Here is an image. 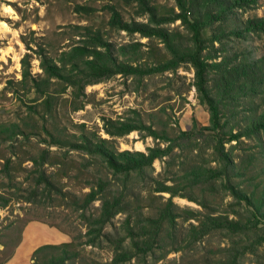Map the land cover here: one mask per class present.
Instances as JSON below:
<instances>
[{"label":"trees","instance_id":"1","mask_svg":"<svg viewBox=\"0 0 264 264\" xmlns=\"http://www.w3.org/2000/svg\"><path fill=\"white\" fill-rule=\"evenodd\" d=\"M174 2L177 10L172 8L168 13H161L149 0H118L117 4L107 5L109 27L130 35L138 33L148 38L147 45L133 41L115 46L99 27L76 25L82 29L77 33L80 37L56 56H51L43 44H37V49L27 44L39 60L41 73H32L33 54L26 52L20 59V79L7 81V89L10 88L17 99L23 100L31 95L29 101L32 104H27L24 117L0 123V143H8L10 150L9 155L0 157L3 159L0 174L9 182L21 167L23 160L15 162L12 159L17 153V141L29 139L33 134H45L42 140L46 145L27 159L32 163L29 170L32 183L29 196L23 200L42 208L46 206L35 201L38 195L49 199L54 193L59 204L70 200L75 209L81 210L79 216L86 224L85 243L92 245L100 238L113 243L112 264H124L132 258L144 262L154 253L164 225H173L182 211L187 213V218L197 221L190 223L189 227L194 237L224 230L229 235L242 234L257 239V243L264 242V54L255 56L246 44L257 38L264 47V16L257 13L242 16L247 9L255 7L257 0ZM121 4L134 5L136 15L145 16L146 21L125 20L118 9ZM74 10L88 11L80 4L75 5ZM177 20L185 28V34L164 26ZM153 39L163 43L162 56L157 57L152 50L143 49ZM143 58L152 59L145 61ZM185 64L193 70L192 84L199 103L205 105L209 113L208 125H199L194 120L191 128H178L170 135L166 125L155 128L134 111L123 118L103 117L102 129L108 137L84 130L76 135L60 126L58 113L63 104L60 95L68 87L73 97L72 109L77 110L81 108L79 97L88 84L116 74L141 79L155 73L175 72ZM133 130L151 136L157 140L156 145L147 147L146 151L118 150L115 139ZM244 139H252L254 143L245 148L241 146L245 144ZM51 146L66 149L59 154L60 150L52 151ZM175 148L196 150L195 154L202 161L183 158L181 169L170 179L171 183H167L166 178L152 179L153 190L169 196L150 214H144L139 203L133 204L128 198V182L132 175L145 173L156 158L167 156L165 169L170 168ZM69 150L86 155L83 156L84 168L93 166L98 170L83 196L63 191L57 178L58 171L67 175L64 154ZM204 152H208L207 159L203 157ZM45 165L54 166L56 170L48 172ZM109 173L114 177H109ZM218 183L232 196V216L214 212L197 215L189 209L175 208L173 196L196 200L192 194L196 187H200L203 194L206 190L213 193ZM3 185L1 183L0 187ZM11 198L0 188V208L6 207ZM95 200H99L98 213H87ZM199 204L208 206L205 196L201 197ZM117 213L125 214L123 233L118 237L103 231ZM77 240L78 237L72 236L70 241L37 246L31 264H84L78 257ZM234 263L235 257L225 262Z\"/></svg>","mask_w":264,"mask_h":264},{"label":"rangeland","instance_id":"2","mask_svg":"<svg viewBox=\"0 0 264 264\" xmlns=\"http://www.w3.org/2000/svg\"><path fill=\"white\" fill-rule=\"evenodd\" d=\"M149 1L157 6L161 13H168L172 8L177 10L174 0ZM112 3L117 4L118 0H0V123L17 121L24 117L28 110L27 104H32L29 101L31 95L19 100L10 88L7 89V81L20 79V59L26 52L33 54L32 73H41L39 60L33 50L27 48V44L32 49H37V44H43L51 56H56L80 37L77 33L82 29L77 28L76 25H90L94 29L99 27L115 46L133 41L147 45L148 38L141 37L138 33L130 35L123 30L109 27L107 5ZM77 4L84 5L88 11H75L74 6ZM118 9L125 20L146 21L145 16L136 15L134 5L121 4ZM253 13L264 16V0H257L255 7L247 9L242 16L246 17ZM164 26L171 30L178 29L185 34V28L179 25V20L166 23ZM246 44L255 56L264 54V47L259 39H250ZM149 47L152 48L149 50ZM163 47L162 42L153 39L148 46H143V49L152 50L158 57L163 55ZM193 76V70L188 64L178 67L175 72L155 73L141 79L116 74L98 83L86 85L84 93L78 100L81 108L77 110L72 109L73 97L70 94L71 88L68 87L66 92L60 95L63 104L59 106L58 121L69 133L77 135L84 130L103 137H108L102 129L103 117L123 118L134 114V111L140 114L146 124L152 123L155 128H163L166 125L165 129L170 135H173L174 130L178 128H191L194 120L199 125H208L209 113L205 105L198 101L196 89L192 84ZM45 137V134H33L29 139L17 141V153L12 155V159L15 162L19 159L23 160L21 167L15 172L12 181L7 182V179L0 174V184L4 183L0 188L12 196L10 203L0 209V264L12 259L16 251L17 264H31L32 253L36 246L70 241L72 236L78 237L76 249L79 253L78 257L84 264H112L113 243L100 238L95 244H86L87 236L84 234L87 227L79 216L81 210L75 209V205L70 200L66 204H59L54 193L49 199L38 195L35 201L45 205V208L36 207L31 202L23 200L29 196L28 191L32 183L30 179L32 172L29 171L32 163L27 159L31 155H36L39 149L46 145L42 140ZM244 141L245 144L241 146L245 148L249 143H254L252 139H244ZM137 143L141 146H137ZM156 143L157 140L145 136L144 132L138 130H133L114 141L118 150L146 151L147 147L155 146ZM8 145V143H0V157L9 155ZM160 145L164 146L165 143ZM228 146L229 144H226V147ZM50 149L60 150L55 146H51ZM65 149L62 148L59 154ZM195 152L196 150L184 151L175 148L174 160L168 169H165L164 162L167 156L156 158L145 173L140 176L132 175L127 185L128 198L133 204L137 201L143 208L144 214H150L169 196L168 193L154 191L152 179L166 178L167 183H171L170 179L181 169L183 158L202 161ZM207 153L204 152L203 156L206 159L209 157ZM64 156H66L67 175L58 171L59 177L57 176L63 185V191H71L83 196L89 190V183L96 177L98 170L93 166L84 168L86 162L83 156L86 155L79 151L69 150ZM2 160L0 159V163ZM44 168L48 172L56 170L54 166L45 165ZM108 175L114 177L111 173ZM192 194L196 200H189L179 195L173 196L175 208L189 209L197 215L205 212L233 215L232 196L219 183L213 193L206 190L203 194L201 188L196 187ZM202 196H205L208 206L203 207L199 204ZM98 206L99 200L93 201L87 213L96 215ZM186 214L182 211L181 216L175 218L173 225H164L154 253L148 255L144 262L132 258L124 264H225L234 257V264H264V242L257 243V239L242 234L229 235L224 230L211 231L200 238L194 237L189 227L190 223L195 224L197 221L187 218ZM124 218L125 214L117 213L103 231L111 232L118 237L123 233ZM29 224L36 226L26 230ZM126 242L129 240L127 239Z\"/></svg>","mask_w":264,"mask_h":264},{"label":"crops","instance_id":"3","mask_svg":"<svg viewBox=\"0 0 264 264\" xmlns=\"http://www.w3.org/2000/svg\"><path fill=\"white\" fill-rule=\"evenodd\" d=\"M1 209V208H0ZM0 215H1V211H0ZM34 224V223H33ZM32 226H36V225H31V224H29V225H27V227H26V230L28 229H30V228H32ZM26 230L24 231V234H25V232H26ZM37 247V246H36ZM35 247V248H36ZM17 257V251H16V253H15V256H13V258L12 259H10L8 262H6L5 264H17V261H16V258Z\"/></svg>","mask_w":264,"mask_h":264},{"label":"bare ground","instance_id":"4","mask_svg":"<svg viewBox=\"0 0 264 264\" xmlns=\"http://www.w3.org/2000/svg\"><path fill=\"white\" fill-rule=\"evenodd\" d=\"M137 146H141V144L140 143H137Z\"/></svg>","mask_w":264,"mask_h":264}]
</instances>
